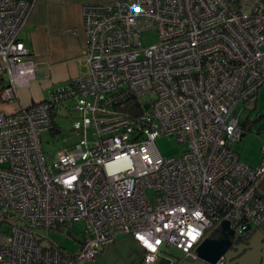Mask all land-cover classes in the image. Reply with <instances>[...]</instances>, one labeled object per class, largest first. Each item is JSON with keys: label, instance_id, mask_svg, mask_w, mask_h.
I'll list each match as a JSON object with an SVG mask.
<instances>
[{"label": "built area", "instance_id": "1", "mask_svg": "<svg viewBox=\"0 0 264 264\" xmlns=\"http://www.w3.org/2000/svg\"><path fill=\"white\" fill-rule=\"evenodd\" d=\"M33 3L0 0L6 100L35 77L20 39ZM83 26L86 73L0 111V264H83L121 235L140 246L136 264H181L224 221L235 235L261 230L264 146L251 166L232 144L239 106L264 86V0H106L84 5ZM151 31L159 42L142 45ZM65 108L79 141L50 163L43 134ZM162 136L181 151L161 154ZM76 223V254L40 243L38 231Z\"/></svg>", "mask_w": 264, "mask_h": 264}, {"label": "crops", "instance_id": "2", "mask_svg": "<svg viewBox=\"0 0 264 264\" xmlns=\"http://www.w3.org/2000/svg\"><path fill=\"white\" fill-rule=\"evenodd\" d=\"M33 1L20 39L30 49V57L36 63L35 77L28 86L17 90L15 100L3 98L0 84V111L12 112L48 99L52 91L86 73L82 62L86 44L83 7L106 0Z\"/></svg>", "mask_w": 264, "mask_h": 264}, {"label": "rangeland", "instance_id": "3", "mask_svg": "<svg viewBox=\"0 0 264 264\" xmlns=\"http://www.w3.org/2000/svg\"><path fill=\"white\" fill-rule=\"evenodd\" d=\"M142 45L148 46L159 42V34L156 31L144 33L141 37ZM240 122L250 119L249 127L244 129V136L241 141L233 142L232 149L237 152L241 160L251 166H257L261 159V148L264 146V86L249 101L242 103L239 108ZM72 117L70 111L61 109L55 115L56 126L53 130L43 134L44 148L48 154L49 161L55 159L57 153L79 141V137L72 130ZM89 139H93L92 132H89ZM156 145L163 155H176L183 146L178 143L175 136H162L156 140ZM264 191V178L261 183ZM153 197L151 190L147 191ZM3 231L10 229V224L4 223ZM261 229L264 230V221ZM83 224H73L72 229L63 231L42 230L38 231L42 245L57 244L63 251L76 254L79 250L80 242L83 240ZM142 250L138 243L128 235H121L115 244L102 249L97 257L83 264H136L141 256ZM178 251L172 249L171 255H177Z\"/></svg>", "mask_w": 264, "mask_h": 264}, {"label": "water", "instance_id": "4", "mask_svg": "<svg viewBox=\"0 0 264 264\" xmlns=\"http://www.w3.org/2000/svg\"><path fill=\"white\" fill-rule=\"evenodd\" d=\"M233 230L230 229L229 222L224 221L212 234L206 237L197 247L196 252L198 259L195 261H185L181 264H214L221 256L224 255L227 262L231 260V251L228 247L231 244L230 236L233 235ZM263 239L262 231H257L252 242ZM251 251L243 254L238 260L228 264H260L263 260L264 264V244L250 245Z\"/></svg>", "mask_w": 264, "mask_h": 264}, {"label": "flooded vegetation", "instance_id": "5", "mask_svg": "<svg viewBox=\"0 0 264 264\" xmlns=\"http://www.w3.org/2000/svg\"><path fill=\"white\" fill-rule=\"evenodd\" d=\"M257 231H262L263 239L255 240L254 242H252L251 239L253 238L254 234ZM257 231L254 232V231L250 230L249 232H247L246 234H243V235H235V234H233V235L230 236L231 244L228 247V251H231L232 258L228 262H227V260H225V264L235 262L243 254H245L246 252L251 251L252 249H251L250 245L252 243H253V245H257V244L258 245H262V244H264V230L261 229V230H257ZM260 264H263V260L260 261Z\"/></svg>", "mask_w": 264, "mask_h": 264}, {"label": "trees", "instance_id": "6", "mask_svg": "<svg viewBox=\"0 0 264 264\" xmlns=\"http://www.w3.org/2000/svg\"><path fill=\"white\" fill-rule=\"evenodd\" d=\"M5 82H6V78L2 77V79H0L1 90H2V86L4 85ZM250 122H251L250 119L247 118L245 121L241 122V124H242L243 128L246 129L249 127ZM6 222H7L6 218H3L2 216H0V227ZM59 248L62 250L63 253H66L65 251H63V249L60 246H59Z\"/></svg>", "mask_w": 264, "mask_h": 264}]
</instances>
